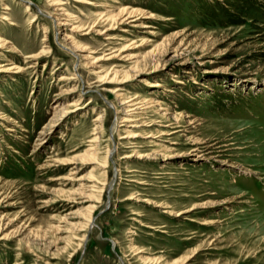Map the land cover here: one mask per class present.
I'll list each match as a JSON object with an SVG mask.
<instances>
[{"label": "rangeland", "instance_id": "1", "mask_svg": "<svg viewBox=\"0 0 264 264\" xmlns=\"http://www.w3.org/2000/svg\"><path fill=\"white\" fill-rule=\"evenodd\" d=\"M0 264H264V0H0Z\"/></svg>", "mask_w": 264, "mask_h": 264}, {"label": "bare ground", "instance_id": "2", "mask_svg": "<svg viewBox=\"0 0 264 264\" xmlns=\"http://www.w3.org/2000/svg\"><path fill=\"white\" fill-rule=\"evenodd\" d=\"M112 18H114L113 16L110 18V19H112ZM128 18V17H127ZM125 20V19H124ZM62 25V24H61ZM63 25H65V24H63ZM72 31V30H71ZM74 31V30H73ZM64 37H65V39L67 40V39H70L71 38V36L70 35H68V34H66V35H64ZM64 47H66L67 48V46L66 45H64ZM77 48V47H76ZM72 51V50H71ZM76 52H79V53H76ZM80 52H84V50L83 49H77V50H75V51H73L72 53H74L75 54V56L76 57H84L85 59L88 57L87 55H83L82 53V55L80 54ZM3 66V65H2ZM2 71V70H1ZM10 119V118H9ZM11 120V119H10ZM9 121V120H8Z\"/></svg>", "mask_w": 264, "mask_h": 264}]
</instances>
